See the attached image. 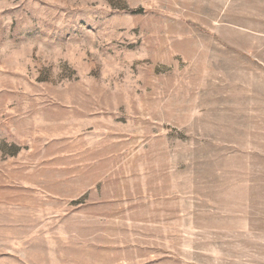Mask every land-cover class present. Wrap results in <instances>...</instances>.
I'll return each mask as SVG.
<instances>
[{
	"label": "rangeland",
	"instance_id": "374dc122",
	"mask_svg": "<svg viewBox=\"0 0 264 264\" xmlns=\"http://www.w3.org/2000/svg\"><path fill=\"white\" fill-rule=\"evenodd\" d=\"M0 264H264V0H0Z\"/></svg>",
	"mask_w": 264,
	"mask_h": 264
}]
</instances>
